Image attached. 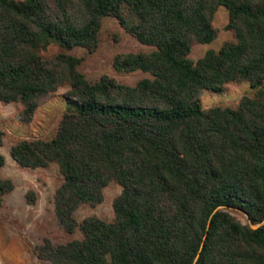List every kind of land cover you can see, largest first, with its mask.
<instances>
[{"label":"trees","instance_id":"obj_1","mask_svg":"<svg viewBox=\"0 0 264 264\" xmlns=\"http://www.w3.org/2000/svg\"><path fill=\"white\" fill-rule=\"evenodd\" d=\"M218 6L232 38L189 58L193 43L215 38ZM105 16L152 47L112 57L115 71L147 73L134 84L106 74L89 81L77 69L80 57L40 54L50 43L94 50ZM263 81L264 0H0V101L19 102L27 122L44 97L68 86L54 135L20 139L8 150L19 167L56 164V223L81 234L63 243L44 238L35 257L51 264H264ZM229 82L259 89L234 107H201L202 90L219 93ZM109 182L119 186L112 220L77 222L74 210L100 203ZM12 187L0 177V202ZM25 200L34 201L31 189Z\"/></svg>","mask_w":264,"mask_h":264},{"label":"rangeland","instance_id":"obj_2","mask_svg":"<svg viewBox=\"0 0 264 264\" xmlns=\"http://www.w3.org/2000/svg\"><path fill=\"white\" fill-rule=\"evenodd\" d=\"M226 11L218 6L213 13L211 24L217 29L215 38L208 43H193L187 56L196 59L208 48L217 49L225 40L232 38L229 30L222 26L226 22ZM151 46L137 42L126 33L112 16L101 19L97 45L94 50L87 51L81 47L63 50L55 43L48 44L40 50L44 58L65 51L80 57L77 69L89 81L96 80L106 74L115 80L132 85L137 79L147 76L140 70L118 72L111 66L112 57L116 53L148 51ZM264 87V81H263ZM67 85L59 86L54 92L44 97L34 109L29 121L20 118L19 102L0 101V130L2 132L0 153L4 163L0 168V177L12 181V190L1 197L0 202V264H51L49 261L37 259L33 247L44 238L52 243H63L70 239L80 238L76 228L72 233L64 232L56 223L52 210V195L61 182V176L55 163L46 167H19L9 156L12 143L20 139H49L57 128L62 112L66 107L64 92ZM259 88L251 87L246 82H229L219 93L202 90L198 96L201 107L229 106L234 107L241 96L252 97ZM34 192V201L25 200L27 190ZM119 186L109 182L102 188L100 203L89 206L79 205L73 217L79 222L83 217L93 215L105 221L113 218L111 201L118 194ZM234 216L241 219L240 213Z\"/></svg>","mask_w":264,"mask_h":264},{"label":"water","instance_id":"obj_3","mask_svg":"<svg viewBox=\"0 0 264 264\" xmlns=\"http://www.w3.org/2000/svg\"><path fill=\"white\" fill-rule=\"evenodd\" d=\"M255 225H251V227H254Z\"/></svg>","mask_w":264,"mask_h":264}]
</instances>
